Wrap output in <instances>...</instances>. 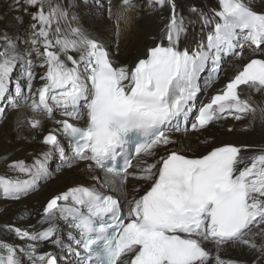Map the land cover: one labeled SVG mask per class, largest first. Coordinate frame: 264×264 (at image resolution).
<instances>
[{
    "label": "snow or ice",
    "instance_id": "obj_1",
    "mask_svg": "<svg viewBox=\"0 0 264 264\" xmlns=\"http://www.w3.org/2000/svg\"><path fill=\"white\" fill-rule=\"evenodd\" d=\"M106 3L117 41L134 12L167 11L166 43L122 51L100 29L84 30L68 0L0 9V133L26 132L43 149L32 165L3 161L28 178L0 175V196L20 201L65 170L87 177L47 198L37 224L0 226L14 238L0 239V264H264V151L213 135L230 117L264 138V100L253 99L264 97V0ZM203 76L223 88L189 131ZM192 133L195 149L185 143Z\"/></svg>",
    "mask_w": 264,
    "mask_h": 264
},
{
    "label": "bare ground",
    "instance_id": "obj_2",
    "mask_svg": "<svg viewBox=\"0 0 264 264\" xmlns=\"http://www.w3.org/2000/svg\"><path fill=\"white\" fill-rule=\"evenodd\" d=\"M69 4L73 5L71 12L76 16L77 22L82 26L84 30L91 33H96L97 29L105 32L114 42H118L120 49L127 50L128 52L135 54L143 53L145 47L153 46V41L156 44L166 43L162 41L161 34L164 24L167 22L169 13L167 11L160 13L159 15L153 13H147V8L133 13L134 19L132 26L121 36L118 41L114 35V24L106 19L107 8L106 0H68ZM182 2V0H181ZM202 2L209 7H215L217 0H202ZM249 2L259 3V0H249ZM113 6L119 5V0H112ZM143 3V0H141ZM4 0H0V9L3 8ZM75 26V25H73ZM2 30V28H0ZM11 31L9 35H11ZM23 35H21V47L27 48V44L22 42ZM115 50V48L113 49ZM123 59V57H122ZM130 59V58H129ZM20 70V69H19ZM40 74H43V69L38 70ZM231 62H229V76L232 75ZM13 75L16 77L15 81L20 80L21 74ZM13 79V78H12ZM207 76H203L200 80L201 91L198 93L195 101L193 102L192 111L189 113L188 121L185 123L190 129V122L194 120V116L197 113L198 108L209 100L213 93L223 88L222 82H217L213 86H206L205 80ZM36 88L40 87V84L35 85ZM243 87V86H242ZM253 99L257 102L264 100V97L253 96ZM198 102V103H197ZM198 105V108L196 107ZM196 108H195V107ZM12 115L10 111V116ZM59 114L56 115L55 119H60ZM12 121L10 120V124ZM225 126L234 128V133H225ZM48 130L54 129L56 126L52 121H48L46 124ZM247 121H235L232 118H228L222 121L213 128V135L216 136L218 140L225 142H234L242 146H246L249 155L259 154L264 151V138L260 137L258 133L253 134L251 131H246ZM25 136L24 140H16L14 138L15 133L11 128H8L4 132L0 133V175L6 178L12 179H27L25 175H18L15 171L8 168V166L3 163V161L11 155L12 157L25 160L27 164L32 165L35 157L43 150L39 143V138L33 139L31 136H27V133H22ZM62 143L67 144V140L62 136ZM204 137H200L203 141ZM197 142V134L192 133L188 139L185 141L186 144H190L195 149ZM203 150L201 144L200 149ZM191 154V153H190ZM59 158V157H57ZM60 160V159H59ZM59 166L61 161L57 162ZM55 168L58 166L55 165ZM87 180V177L77 173L73 170H65L62 173H57L56 178L53 180L41 181V187L38 193L31 195L30 197L22 198L20 201H13L0 196V226L6 223H19L26 224L29 222L31 224H37L38 216L37 213L43 214L42 204L51 195L63 191L66 187H72L76 183L83 182ZM30 213L31 215H27ZM62 227L66 228V225L62 224ZM0 239H14L11 237L10 233L0 230ZM44 251H52L51 246L45 247ZM225 258L235 257L239 255L238 251L225 250Z\"/></svg>",
    "mask_w": 264,
    "mask_h": 264
},
{
    "label": "rangeland",
    "instance_id": "obj_3",
    "mask_svg": "<svg viewBox=\"0 0 264 264\" xmlns=\"http://www.w3.org/2000/svg\"><path fill=\"white\" fill-rule=\"evenodd\" d=\"M16 73H17V74H21V77H22V72H21V70H19V68L16 69ZM14 75H16V74H14ZM12 78H13V79H12L13 83H15L16 81H15L14 79H16V77L13 76ZM20 79H21V78H20ZM10 111H11V110H10ZM57 157H58V156H57ZM58 161H60L59 158H56L55 162L52 163V168H53V169H55V165L58 166V167H60V166H59L60 163H59V164L57 163Z\"/></svg>",
    "mask_w": 264,
    "mask_h": 264
}]
</instances>
